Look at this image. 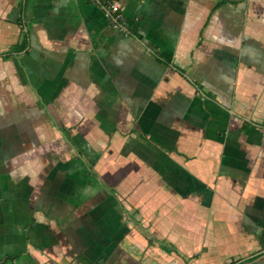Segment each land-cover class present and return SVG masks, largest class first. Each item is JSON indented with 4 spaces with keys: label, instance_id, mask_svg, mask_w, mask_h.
I'll return each mask as SVG.
<instances>
[{
    "label": "crops",
    "instance_id": "0c3cea01",
    "mask_svg": "<svg viewBox=\"0 0 264 264\" xmlns=\"http://www.w3.org/2000/svg\"><path fill=\"white\" fill-rule=\"evenodd\" d=\"M116 1L0 0V264H264V0Z\"/></svg>",
    "mask_w": 264,
    "mask_h": 264
},
{
    "label": "built area",
    "instance_id": "2783aa9c",
    "mask_svg": "<svg viewBox=\"0 0 264 264\" xmlns=\"http://www.w3.org/2000/svg\"><path fill=\"white\" fill-rule=\"evenodd\" d=\"M98 1L104 11V15L110 20V24L118 29L126 30L120 6L116 0Z\"/></svg>",
    "mask_w": 264,
    "mask_h": 264
},
{
    "label": "trees",
    "instance_id": "16d2710c",
    "mask_svg": "<svg viewBox=\"0 0 264 264\" xmlns=\"http://www.w3.org/2000/svg\"><path fill=\"white\" fill-rule=\"evenodd\" d=\"M125 25V24H124ZM125 27H126V31H128L129 33H135V30H134V28H133V26H132V24L131 23H128L127 21H126V25H125ZM262 244L264 245V230H262ZM160 245L162 246V248L163 249H165V250H169V251H171V250H175V249H173L172 247H170V246H168V245H166L165 243H163V242H160Z\"/></svg>",
    "mask_w": 264,
    "mask_h": 264
}]
</instances>
